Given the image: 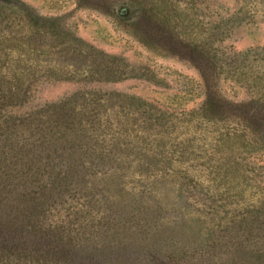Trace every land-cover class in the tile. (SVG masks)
<instances>
[{"label":"rangeland","instance_id":"1","mask_svg":"<svg viewBox=\"0 0 264 264\" xmlns=\"http://www.w3.org/2000/svg\"><path fill=\"white\" fill-rule=\"evenodd\" d=\"M0 264H264V0H0Z\"/></svg>","mask_w":264,"mask_h":264}]
</instances>
